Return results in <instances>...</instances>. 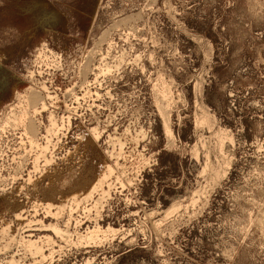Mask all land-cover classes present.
Here are the masks:
<instances>
[{
	"label": "rangeland",
	"instance_id": "1",
	"mask_svg": "<svg viewBox=\"0 0 264 264\" xmlns=\"http://www.w3.org/2000/svg\"><path fill=\"white\" fill-rule=\"evenodd\" d=\"M90 61L102 74L86 87ZM40 82L52 99L33 116L37 138L49 111L62 129L49 137V171L21 185L12 177L39 150L10 115ZM0 126V239L14 238L25 264L37 257L23 253L28 222L15 213L64 228L71 205L73 241L87 213L112 231L39 264H264V0H0ZM97 176L111 186L92 190L94 208L84 195ZM33 196L60 203L59 217L32 216Z\"/></svg>",
	"mask_w": 264,
	"mask_h": 264
},
{
	"label": "bare ground",
	"instance_id": "2",
	"mask_svg": "<svg viewBox=\"0 0 264 264\" xmlns=\"http://www.w3.org/2000/svg\"><path fill=\"white\" fill-rule=\"evenodd\" d=\"M43 49V48H42ZM41 53H42V51H41ZM92 53V52H91ZM44 54V53H43ZM98 54V53H97ZM96 54V55H97ZM39 56V55H38ZM42 57V56H41ZM41 57H38V59L39 58H41ZM47 58V57H46ZM90 60V59H89ZM40 61V60H39ZM92 61V60H91ZM90 61V63L88 64V63H86L87 65H85L84 66V73H83V75H84V77H86V76H89L90 74L93 76V82L92 83H88V81L85 79L84 80V83L86 84V87L88 86H90V85H92V84H94V83H97V77H99L100 75L99 74H102V73H100L101 71H99V73L98 72H95V70H99V67H98V65L96 64H92V62ZM42 62H43V59H42ZM44 82H40L39 83V90H34L33 92H31V94L29 95V94H27V95H21L22 96V100L24 101V103H23V105H21L20 107H22L21 109H19V111H18V113H13V114H11L10 115V122H12L13 124L12 125H14V127L15 128H19V129H21L22 130V133H21V137L23 136L24 138H26V142L27 143H29L30 145V148H34V149H38L39 150V154L38 153H36V155H38V156H35V158H34V160H33V163H32V165H33V167H32V169L31 170H29V171H27L26 172V177H24V176H22V174H21V171H18V172H16L15 174H14V176L12 177V182L17 178H19V179H21V181L23 182V184L21 183V185H24V184H29L30 183V181L32 180L31 179V175L34 173V172H37V173H39L38 175L40 176V174H43L44 173V170H43V168L45 167H47V166H49L50 164H51V162H53V154H48L47 155V150L46 149H48L47 147H49L48 146V143L50 144V138L49 137H51L50 135L51 134H53L52 133V131H56L55 133H58L57 131H58V129H60L61 127V125L59 126V127H57L56 125V120L54 119V116L50 113V111L49 110H47V111H49V114H48V117H47V120H48V122H49V126L47 125V127H45V130H44V135H41V133H40V136L41 137H39V138H44V144L43 145H41L40 144V142H37V140L39 139V138H37L38 137V127H39V125H38V122H35L36 120L34 119V114H40V112L41 111H43V110H45L47 107H48V105H47V107H46V103H45V100L46 99H52V96L50 95V94H48V93H46L47 92V90H46V88H48V87H45V83L43 84ZM163 87V86H162ZM163 89L164 90H167V89H165L164 87H163ZM162 89V90H163ZM169 89V88H168ZM41 90H43V91H45V94L44 95H42L41 94ZM49 91V90H48ZM90 90H86V92H89ZM85 92V93H86ZM162 92V91H161ZM167 92L169 93V91L167 90ZM166 92V93H167ZM87 94V93H86ZM94 95H96V96H98L99 95V93L97 92V90H95L94 91V93H93ZM160 94V93H159ZM162 94L163 93H161V95L160 96H162ZM76 95V94H75ZM20 96V97H21ZM84 96V95H83ZM96 96H95V98H96ZM19 97V98H20ZM75 97V99L77 98V96H74ZM168 95L166 96V94H164L163 96H162V100L163 101H166L168 98ZM46 98V99H45ZM55 98V97H54ZM98 98V97H97ZM169 99H170V95H169ZM76 100H78V98L76 99ZM171 100V99H170ZM169 101V100H168ZM22 102V101H21ZM168 103V102H167ZM166 103V104H167ZM19 107V108H20ZM78 107V106H77ZM76 107H74V109H75ZM77 109V108H76ZM75 109V110H76ZM12 110V109H11ZM72 110V109H71ZM54 114V113H53ZM165 113H163V115H164ZM40 117H41V114H40ZM65 117V116H64ZM68 117H69V115L68 116H66V121H67V125H68V123H69V120H68ZM61 118H63V116L61 117ZM165 119V118H164ZM163 119V120H164ZM205 119V118H204ZM199 120V119H198ZM40 121V120H39ZM61 121V120H60ZM164 121H166V120H164ZM163 121V122H164ZM6 122H9V120H7ZM61 122H63V121H61ZM64 124H65V122H63ZM4 124H6L5 122H4ZM43 124V123H42ZM62 124V123H61ZM166 124H167V122H166ZM165 124V122H164V131H165V133L166 134H169V133H171V132H169L170 131V129H169V126H167ZM6 125H8V124H6ZM12 125H10V126H12ZM83 125V124H82ZM4 126V125H3ZM69 126V125H68ZM1 127V126H0ZM8 127V126H7ZM71 127V126H70ZM14 128V129H15ZM63 128H65V127H63ZM66 128H68V127H66ZM1 129V128H0ZM4 129H5V127L3 128V131L2 130H0V131H2V132H4ZM62 129V128H61ZM96 128H91V133H93V135L97 138V137H100L99 135H97V133L98 132H96V130H95ZM64 130V129H63ZM66 130V129H65ZM98 131V130H97ZM60 132V131H59ZM65 132H67V131H65ZM63 134H64V132H62ZM62 133H60V134H62ZM164 133V134H165ZM48 134H49V136H48ZM58 134H55L54 136L56 137ZM171 135H172V133H171ZM61 136V135H60ZM63 136V135H62ZM66 136V135H65ZM65 136H63V137H65ZM223 136V135H222ZM52 137H53V135H52ZM54 137V138H55ZM81 137V136H80ZM66 138V137H65ZM77 138V137H76ZM80 139V138H79ZM98 139V138H97ZM42 140V139H41ZM52 140V139H51ZM56 140H57V138H56ZM58 140H59V142H60V139L58 138ZM74 140H76L75 138H74ZM73 140V141H74ZM22 141V140H21ZM50 141V142H49ZM53 141H54V139H53ZM52 141V142H53ZM51 142V143H52ZM58 142V143H59ZM57 143V142H56ZM51 145V144H50ZM53 145H55V143L53 144ZM52 145V146H53ZM57 145V144H56ZM73 146H74V144H73ZM72 146V147H73ZM55 147V146H54ZM66 147V146H65ZM69 147V146H68ZM78 147V146H77ZM67 148V147H66ZM70 148V147H69ZM52 149H55V148H52ZM59 150V149H58ZM62 150H64V149H62ZM68 150V149H67ZM73 150V149H72ZM76 150H77V148H76ZM48 151H49V149H48ZM56 151V150H55ZM69 151V150H68ZM36 152V151H35ZM38 152V151H37ZM54 153V152H53ZM73 153V152H72ZM78 153V152H77ZM66 154V153H65ZM53 155V156H52ZM70 155V154H69ZM41 158L40 160H41V162H43L42 163V165H40L39 166V161H38V159L37 158ZM56 157V156H55ZM207 161V160H206ZM107 162V161H106ZM107 164V166H106V168L109 170V168L111 167V166H109L108 165V163H106ZM117 163H115V165H116ZM118 165V164H117ZM120 165V164H119ZM118 165V166H119ZM207 165V164H206ZM205 165V166H206ZM26 167V166H25ZM105 167V166H104ZM55 168V167H54ZM206 168V167H205ZM49 169H50V167H47V170L49 171ZM107 169H106V171H107ZM20 170V169H19ZM43 170V171H42ZM111 170H113L112 168L108 171L109 173H108V175L110 176V173H112V172H114V171H112V172H110ZM16 171V170H15ZM14 171V172H15ZM58 171V170H57ZM203 171V170H202ZM103 172V171H102ZM102 172H100V173H102ZM57 173V172H56ZM99 173V174H100ZM106 173V172H105ZM51 174V173H50ZM37 175V174H36ZM93 175V174H92ZM101 175H103V177H104V173L103 174H101ZM8 176V175H7ZM10 176H12V175H10ZM16 176V177H15ZM49 176H51V175H49ZM38 177V176H37ZM55 177V176H54ZM98 177H102V176H97V178H95L96 179V182L94 181V183L91 185V187H89L91 190H88L87 192H86V194L84 195V197L86 198V197H90L91 196V198L90 199H92V205L91 206H95V204L97 203V201L100 199L99 197H96V198H94V196L92 195V192L94 191L95 192V190L94 189H96L97 191H99L98 193H96V194H98V195H108V194H106L107 192L109 193V191H108V189H109V186H111V185H109L108 186V184H109V182H107V186H108V188H105L106 190H103V183H104V180L105 179H98ZM106 177V176H105ZM104 177V178H105ZM9 178H11V177H9ZM34 178V177H33ZM35 178H36V176H35ZM88 178V177H87ZM86 178V179H87ZM214 178V177H213ZM5 179V178H4ZM44 180V179H43ZM90 180V179H89ZM16 181V180H15ZM14 181V182H15ZM47 181V180H46ZM1 182V181H0ZM13 182V183H14ZM32 182V181H31ZM58 182V181H57ZM78 182V181H77ZM17 183V182H16ZM42 183V182H41ZM40 183V184H41ZM47 183V182H46ZM54 184H55V182H53ZM34 184V183H33ZM39 184V185H40ZM50 184H52V183H50ZM57 184V183H56ZM68 184V183H67ZM103 184V185H102ZM20 184H18V186L16 187V189H19V188H21L22 186H21ZM39 185H37V186H39ZM49 185V184H48ZM21 186V187H20ZM41 186V185H40ZM51 186V185H50ZM56 186V185H55ZM73 186V185H72ZM76 186V185H75ZM106 186V187H107ZM6 187V186H5ZM24 187V186H23ZM22 187V188H23ZM30 187H31V184H30ZM46 187V186H45ZM49 187V186H48ZM63 187H64V184H63ZM70 187V186H69ZM80 187V186H79ZM14 188V187H13ZM39 188V187H38ZM52 188H53V186H52ZM71 189V188H70ZM110 189H111V187H110ZM3 190V189H2ZM38 190V189H37ZM52 190V189H51ZM68 190V189H67ZM93 190V191H92ZM4 191V190H3ZM13 191H14V189H13ZM12 191V192H13ZM18 191V190H17ZM29 191V190H28ZM46 191H47V189H46ZM19 192V191H18ZM34 192V191H33ZM32 192V193H33ZM36 192V191H35ZM43 192V191H42ZM49 192V191H48ZM67 192V191H66ZM30 193V192H29ZM31 193V194H32ZM37 193H39V192H37ZM36 193V194H37ZM71 193V192H70ZM12 194V193H11ZM34 194V193H33ZM35 194V195H36ZM42 194V193H41ZM56 194H57V192H56ZM59 194H61L60 192H59ZM65 194V193H64ZM72 194V193H71ZM73 194H75V193H73ZM72 194V195H73ZM91 194V195H90ZM71 195V197L72 198H74L73 196ZM97 195V196H98ZM103 195V196H104ZM27 195L25 194V197H26ZM50 196V195H49ZM67 196V195H66ZM102 196V197H103ZM109 196V195H108ZM34 197V196H33ZM37 197H38V195H37ZM47 197V196H46ZM51 197H52V194H51ZM68 197V196H67ZM70 197V196H69ZM75 197H76V194H75ZM84 197H83V199H84ZM32 198V197H31ZM35 198V199H34ZM33 199L34 200H32L33 201V205H32V210H33V215L32 216H34L35 214H37V211H38V209H42L43 211V215H44V217H53V216H56L55 218H57V217H59L58 215V210H59V208L57 207V205L59 206V204H57L56 205V208H55V203L54 204H52L51 202H50V198H45V201L43 202V205H41L42 204V202H41V200L38 202V200H36V197H34ZM40 198V197H39ZM53 198V197H52ZM51 198V199H52ZM77 198V197H76ZM106 198V197H105ZM19 199V198H18ZM27 199V198H26ZM29 199V198H28ZM41 199H43V198H41ZM54 199H56V198H54ZM66 199H68V198H66ZM75 199V198H74ZM82 199V198H81ZM80 199V200H81ZM87 199V198H86ZM89 199V198H88ZM107 199V198H106ZM59 200V199H58ZM57 200V201H58ZM73 200V199H72ZM85 200V199H84ZM103 200V198L100 200V201H102ZM53 201V200H52ZM90 201V200H89ZM38 202V203H37ZM75 202V201H74ZM76 202H79V199H77L76 200ZM75 202V203H76ZM104 202V201H103ZM64 203H65V201H64ZM73 203V202H72ZM61 204H62V202H61ZM99 204V203H98ZM98 204H96L97 206H98ZM52 205H53V208H52ZM64 205V204H63ZM62 205V206H63ZM76 205V204H75ZM100 205H101V203H100ZM61 206V205H60ZM59 206V207H60ZM67 206V205H66ZM70 206V205H69ZM72 206V205H71ZM71 206H70V208H69V212H68V214H67V221L64 223V228H61V227H59L58 225V223H49L48 225H46V224H44L43 222H42V220H40V219H33V220H27L26 218H25V216L23 217V216H21L19 213H15V219H16V221L18 222V223H23V222H28L26 225H25V227H24V235H21L20 236V239H19V241H20V243H21V246L23 247V253L24 254H29V256H31V257H33V259L34 258H36V260H35V262H33L32 264H34V263H36V264H39L40 263V261L42 260V259H44V258H46V255L48 254V257L50 256H52L51 254H52V252H54V251H58V250H60L62 247H64L66 244H70V245H74V246H76V245H78V246H84V247H90V244H92V247L93 246H99L105 239H106V237H105V239L103 238V236H104V234L103 233H105V235L108 233V232H111L112 230L111 229H109V228H107L106 230L104 229V230H102L101 229V227L99 226V224H96L95 222V225H93L92 227L90 226V224H89V221H88V219H90L91 220V218H90V214L89 213H87L86 215H85V217H84V219L83 220H79V221H76L75 222V227H76V231H74L75 232V234H76V238H75V240L73 241L71 238H69V233H70V231H68L69 230V221L72 219H74V218H72L73 217V215H72V212L73 211H75V209L74 208H71ZM97 206H95V207H97ZM38 207H40V208H38ZM77 207V206H76ZM92 207V208H93ZM94 207V208H95ZM63 209H64V207H62ZM61 208V210H63ZM93 208V209H94ZM22 209V208H21ZM92 209V210H93ZM73 210V211H72ZM102 210V209H101ZM171 210V209H170ZM16 211V210H15ZM20 211V210H19ZM22 211V210H21ZM60 211V210H59ZM64 211V210H63ZM89 211H90V209H89ZM173 211H175L174 209L173 210H171V211H169L168 213H166V215L164 216L165 218L169 215V214H171ZM95 212H97V214H95V219H96V217L98 216V210H97V208H96V211ZM59 213H61V212H59ZM22 214V213H21ZM62 214V213H61ZM63 215V214H62ZM61 215V216H62ZM60 216V217H61ZM93 218V217H92ZM2 219V218H1ZM74 221V220H73ZM5 224V223H4ZM1 225V224H0ZM7 225V224H6ZM157 225V224H156ZM7 227H8V225H7ZM83 229V231L82 232H79V231H81ZM6 230V227H5V225L4 226H0V237H1V235L4 233V231ZM23 230V229H22ZM43 230H49L50 231V234H40L39 232H41V231H43ZM108 231V232H107ZM22 232V233H23ZM74 234V235H75ZM99 234H102V235H100L99 237H98V235ZM4 236V235H3ZM72 236V235H71ZM102 236V237H101ZM3 238V237H2ZM5 238V237H4ZM15 239L13 238V240L11 239V241H9L8 240V242L6 241V242H4V241H2L1 239H0V264H25L23 261H21V260H19V252H18V250H14V246H13V241H14ZM105 242V241H104ZM19 243V244H20ZM97 243H99V245H95V244H97ZM16 244V243H15ZM47 245V246H50L48 249L46 248H44V246L45 245ZM64 245V246H63ZM55 247H57V249H55ZM49 251V253H47ZM57 253V252H56ZM55 254V253H54ZM26 257V256H25ZM25 257H23V259L25 258ZM49 257V258H50ZM22 259V258H21ZM22 259V260H23ZM25 260V259H24Z\"/></svg>",
	"mask_w": 264,
	"mask_h": 264
}]
</instances>
